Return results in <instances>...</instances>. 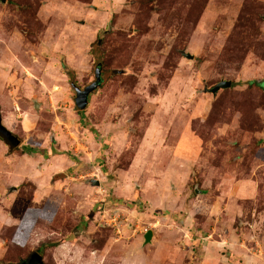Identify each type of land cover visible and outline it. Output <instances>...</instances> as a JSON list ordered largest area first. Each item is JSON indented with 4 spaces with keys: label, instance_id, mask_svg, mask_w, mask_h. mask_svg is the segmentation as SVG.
Returning a JSON list of instances; mask_svg holds the SVG:
<instances>
[{
    "label": "rangeland",
    "instance_id": "obj_1",
    "mask_svg": "<svg viewBox=\"0 0 264 264\" xmlns=\"http://www.w3.org/2000/svg\"><path fill=\"white\" fill-rule=\"evenodd\" d=\"M253 81L264 0H0V264H264Z\"/></svg>",
    "mask_w": 264,
    "mask_h": 264
},
{
    "label": "water",
    "instance_id": "obj_2",
    "mask_svg": "<svg viewBox=\"0 0 264 264\" xmlns=\"http://www.w3.org/2000/svg\"><path fill=\"white\" fill-rule=\"evenodd\" d=\"M181 54L189 59L192 58V55L185 51H182ZM99 81H100L99 71L95 69L94 81L85 85L81 89L76 86H73V90H74L73 101L76 109L82 110L85 108L89 93L92 92L97 87ZM229 85H230L229 80H219L216 83H214L210 88H208L207 91L214 94L219 88H226ZM0 138L3 140L5 144L8 145L9 148L15 147L19 143V140L13 134H11L9 130L5 129L1 124H0ZM94 183L97 184V181L94 180ZM151 235H152L151 230H146L142 234V242L148 243L151 239ZM41 263H42L41 256L37 252L33 251L28 255L26 259L21 260L17 264H41Z\"/></svg>",
    "mask_w": 264,
    "mask_h": 264
},
{
    "label": "built area",
    "instance_id": "obj_3",
    "mask_svg": "<svg viewBox=\"0 0 264 264\" xmlns=\"http://www.w3.org/2000/svg\"><path fill=\"white\" fill-rule=\"evenodd\" d=\"M114 210L116 211L117 208H115ZM116 216H117V219H118V215H114V214L112 215V219H111V220H112L113 222L111 223V226H115V225H116V224H115V221H114V220L116 219ZM104 222H106V221H104ZM134 230H135V229H134ZM137 230H138L140 233H142L143 231H146L145 228H143V229L137 228ZM116 231H117V230H116Z\"/></svg>",
    "mask_w": 264,
    "mask_h": 264
},
{
    "label": "trees",
    "instance_id": "obj_4",
    "mask_svg": "<svg viewBox=\"0 0 264 264\" xmlns=\"http://www.w3.org/2000/svg\"><path fill=\"white\" fill-rule=\"evenodd\" d=\"M95 69L99 71V66H96ZM250 83H253L255 86H258V87H263V85H264V83L262 81H259V82L253 81Z\"/></svg>",
    "mask_w": 264,
    "mask_h": 264
},
{
    "label": "flooded vegetation",
    "instance_id": "obj_5",
    "mask_svg": "<svg viewBox=\"0 0 264 264\" xmlns=\"http://www.w3.org/2000/svg\"><path fill=\"white\" fill-rule=\"evenodd\" d=\"M94 78H95V68H94ZM90 93H91V92H90ZM90 93H89V94H90Z\"/></svg>",
    "mask_w": 264,
    "mask_h": 264
}]
</instances>
